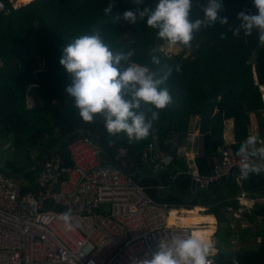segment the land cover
<instances>
[{
	"label": "trees",
	"instance_id": "trees-1",
	"mask_svg": "<svg viewBox=\"0 0 264 264\" xmlns=\"http://www.w3.org/2000/svg\"><path fill=\"white\" fill-rule=\"evenodd\" d=\"M2 1L11 11H0V142L7 141L13 133V148L38 150L26 169L7 161L12 175L25 181L22 192L35 188L36 173L50 153H59L69 162L67 145L76 138H93L110 157L118 147H126L138 168L134 181L150 197L173 208L205 207V214L215 216L214 264H264V201L254 209V213L262 215L255 231L259 243L232 251L225 205L238 187L231 177H224L208 188L192 190L191 177L186 172L189 161L178 153L193 130L194 119L201 138L194 164L201 174L211 172V157L225 142L227 120L231 121V147L235 151L248 137L247 130L252 127L250 114L255 118L256 135L264 144V45L260 44L255 30L251 36L241 32L239 37L228 30L229 25H238L236 17L240 10L247 8L255 13L252 0H222L223 8L218 15L227 17L228 25L217 21L196 32L188 55L183 50L164 52L160 47L168 42L159 39L157 30L147 26L146 17L135 24L122 19L112 23L111 17L103 12L110 0H27L16 8H12L11 0ZM112 2V15L137 7L133 0ZM157 3L158 0H144L145 6L152 8ZM206 3L207 0H194L191 18L202 16L200 6ZM93 27L102 30L113 48L134 49L132 62L152 70L173 68L166 81L173 103L159 110V119L145 139L130 142L123 132L109 134L100 115L92 123L83 122L74 98L65 91L70 78L59 64L62 48ZM223 32H227L226 39L220 38ZM149 49H156L154 54L160 60L159 65L152 64ZM176 65L180 67L179 72L175 71ZM28 86L32 87L27 91ZM29 92L35 99L33 105L27 103ZM149 107L142 105V110L150 116ZM150 142L155 143L160 154L172 156L164 169L153 171L149 154L145 152ZM108 164L114 165L111 161ZM243 187L264 199V172L249 174L244 178ZM244 233L248 234L247 230Z\"/></svg>",
	"mask_w": 264,
	"mask_h": 264
},
{
	"label": "built area",
	"instance_id": "built-area-1",
	"mask_svg": "<svg viewBox=\"0 0 264 264\" xmlns=\"http://www.w3.org/2000/svg\"><path fill=\"white\" fill-rule=\"evenodd\" d=\"M11 2L12 8L22 4ZM3 10L10 13L11 8L0 0ZM247 134L256 131L250 127ZM224 141L211 157L210 173H199L195 164L186 172L200 189L224 177L233 179L238 190L227 198L225 212L231 227L229 248L240 251L259 243L255 231L262 215L254 209L264 199L243 187L242 157L231 147L233 141ZM259 141L257 146H264ZM67 151L69 162L50 153L36 173L35 188L26 192L23 179L0 168V264H138L158 243L186 237L203 225L168 223L174 208L150 197L134 181L138 168L126 147H118L110 157L93 138L82 136L69 142ZM145 152L153 171L172 160L170 154H160L154 142ZM254 159L264 164V159ZM64 213L70 214L71 230L60 218ZM214 256L209 257L211 264Z\"/></svg>",
	"mask_w": 264,
	"mask_h": 264
},
{
	"label": "clouds",
	"instance_id": "clouds-1",
	"mask_svg": "<svg viewBox=\"0 0 264 264\" xmlns=\"http://www.w3.org/2000/svg\"><path fill=\"white\" fill-rule=\"evenodd\" d=\"M137 7L122 14L112 15L113 2L110 0L103 9L105 16H110L112 23L121 19L135 24L138 19H146L147 26L157 30V37L170 45H183L191 48L194 34L214 25H228L227 17H220L222 0H207L201 5L203 15L191 18L194 0H158L154 8L145 6L144 0H133ZM255 13L247 8L237 13L238 25L228 30L234 37L241 32L251 36L255 30L261 45H264V0H252ZM227 38V32L220 34ZM156 49H149L152 64L159 65L160 60L154 54ZM135 50L115 49L106 41L102 30L93 27L87 34L74 37L62 48L59 64L69 74L70 84L65 91L74 98V106L83 122L92 123L97 115L103 118L107 132L112 135L123 132L129 141L147 138L153 123L159 119V110L173 103L166 81L173 68L163 71L152 70L147 65L132 62ZM179 72V65L174 66ZM142 105H149L147 112ZM258 135H249L239 148L242 157L240 174L247 178L249 174L264 172V164L254 158L264 159V146L258 147ZM71 230V217L64 213L60 217ZM216 244L212 238L198 234L186 237L175 236L168 242L158 243L157 250L138 264H211L210 256L215 255Z\"/></svg>",
	"mask_w": 264,
	"mask_h": 264
},
{
	"label": "crops",
	"instance_id": "crops-1",
	"mask_svg": "<svg viewBox=\"0 0 264 264\" xmlns=\"http://www.w3.org/2000/svg\"><path fill=\"white\" fill-rule=\"evenodd\" d=\"M32 86H28V88H27V91H28V89L29 88H31ZM31 94V95H30ZM31 97V98H30ZM29 99L31 100V103H29ZM34 102H35V99H34V96H33V94L30 92V93H28V96H27V103H28V105H33L34 104ZM250 123H251V126L252 127H255V118H254V115L253 114H250ZM196 123H198L197 122V120H195L194 119V122H193V124H194V127H193V130H192V132H190L189 133V135H188V137H187V141H186V144H184L183 146H180L179 147V149H178V153L179 154H181V155H183V156H185L186 158H187V160L188 161H190V160H192V164H194V157H195V155L197 154V150H196V148H195V146H194V142H195V140H196V138H199L200 137V135H199V133H198V129H197V127H196ZM226 130H225V135H224V138L227 140V141H230V142H232V138H233V131L231 130V121L230 120H227L226 121V128H225ZM188 155H190V156H188ZM192 156V157H191ZM6 164L8 165V163L6 162ZM191 163H189V165H192ZM19 175V174H18ZM195 207V206H194ZM200 207V206H199ZM181 209H184V208H174V210H176V214L177 215H179V214H181ZM192 209V208H191ZM185 210H188V209H185ZM205 211V209L204 208H199V210H198V213L200 212V211ZM205 214V213H204ZM212 216H213V218H214V222L216 223V218H215V216L213 215V214H211ZM214 222H213V224H214ZM201 223H203V226H207L208 225V223H204V222H201ZM200 223V224H201ZM199 224V223H198ZM212 224V225H213ZM191 225H194V224H191ZM214 225H213V229H214ZM214 230H212V232H213ZM215 232V231H214ZM214 232H213V235H212V239H214Z\"/></svg>",
	"mask_w": 264,
	"mask_h": 264
},
{
	"label": "rangeland",
	"instance_id": "rangeland-1",
	"mask_svg": "<svg viewBox=\"0 0 264 264\" xmlns=\"http://www.w3.org/2000/svg\"><path fill=\"white\" fill-rule=\"evenodd\" d=\"M11 1H13V2H20L22 4L24 3V1L27 2V0H11ZM160 48L164 52H167V53H177V52H180L181 50H183L184 55H188L191 52V48H188V47L182 48V47H180L178 45H174L173 46V45H170L169 43H165ZM263 98H264V95H263ZM29 103H31V100L30 99H29ZM224 135H225V131H224ZM200 144H201V138L200 137L199 138H196V140L194 142V146H195V148H196L197 151H198V148H200ZM37 153H38V150L36 148H29V147L27 148V147H22V146L19 147V148H14V150H13V155H14L13 162L18 163V165L22 169H26V168H28L32 164L33 158L37 155ZM188 156H190V155H188ZM201 208H204L205 209V207H201ZM199 213L200 214H204L205 212L203 210V211H200ZM213 225L215 226L214 229H213L215 231L216 230V223L214 222Z\"/></svg>",
	"mask_w": 264,
	"mask_h": 264
},
{
	"label": "bare ground",
	"instance_id": "bare-ground-1",
	"mask_svg": "<svg viewBox=\"0 0 264 264\" xmlns=\"http://www.w3.org/2000/svg\"><path fill=\"white\" fill-rule=\"evenodd\" d=\"M23 2V1H22ZM25 2V1H24ZM20 3V2H19ZM200 207L195 206L192 209H181V214L177 215L176 210L171 209L168 216V223H179L183 225H191L196 223H208L207 226H199L197 230H194L193 234H198L204 238H209L213 230L214 218L211 214H200L198 213Z\"/></svg>",
	"mask_w": 264,
	"mask_h": 264
},
{
	"label": "water",
	"instance_id": "water-1",
	"mask_svg": "<svg viewBox=\"0 0 264 264\" xmlns=\"http://www.w3.org/2000/svg\"><path fill=\"white\" fill-rule=\"evenodd\" d=\"M197 126L198 124L196 123V127ZM12 139H13V133H10L7 141L3 143L0 142V168L9 174H12V168L9 167L6 164V162L14 160V155H13L14 148L11 146ZM189 163L192 164V160H190ZM197 187H198V182H195L193 179H191V189L194 190Z\"/></svg>",
	"mask_w": 264,
	"mask_h": 264
}]
</instances>
